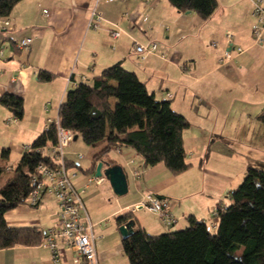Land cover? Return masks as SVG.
Instances as JSON below:
<instances>
[{
  "label": "crops",
  "instance_id": "crops-1",
  "mask_svg": "<svg viewBox=\"0 0 264 264\" xmlns=\"http://www.w3.org/2000/svg\"><path fill=\"white\" fill-rule=\"evenodd\" d=\"M95 2L21 0L8 17L14 25L12 31L3 29L6 18L0 17V52H3L0 55V96L11 92L24 100L21 120L0 103V148L10 149L5 163L11 169L7 172L15 171L24 147L32 145L45 131L46 120L59 117L67 91L84 80L92 81L117 62L136 72L156 99L170 100L172 107L187 118L194 115L193 110L197 114L209 112L220 117L231 115L238 108L240 114L247 117L254 114L260 121L258 117L264 110V41L256 43L252 36L253 0H218L216 11L207 20L194 11L179 12L169 0H102L98 9L107 22L98 30L88 26ZM111 23L122 31L116 40L111 36ZM228 31L234 33V45L244 51L233 52V58L221 64L219 60L227 48ZM26 37L33 39L31 47L20 49L18 42ZM134 39L143 44L158 43V54L140 57L135 52ZM206 42H212V52L206 49ZM213 42L217 46H213ZM40 70L53 73L55 78L41 82ZM212 75V88L201 89L199 84ZM232 91H240L239 99L231 97ZM168 93L173 97L169 98ZM246 95L251 102L245 99ZM198 101L202 106H195ZM110 103L114 106L115 98H111ZM245 103L250 105V113ZM186 105L190 106L189 111L184 109ZM189 128L184 131L183 139L191 167L180 175H173L163 163L146 167L143 157L131 147L112 148L103 156L102 171L108 162L121 165L128 176L129 191L116 195L109 180L102 175L101 183L91 184L84 193V202L95 224L100 264H131L124 251L121 226L117 223L119 215L131 213L134 229L141 226L150 234L171 231L147 209L133 210L150 193L174 202L173 212L179 228L188 226L190 216L210 224L215 221L213 210L232 202L229 195L232 177L209 165L208 145L198 142L200 135L206 137V134L190 132ZM80 137L78 135L66 150L69 173L78 187L86 184L90 177H96L100 161L95 158L108 146L106 140L96 146L84 144L85 155L77 151L81 147L76 142ZM226 149L224 158H228L231 147ZM2 161L0 157V163ZM135 171L140 172V176L135 175ZM224 195L228 202L223 201ZM58 211L57 200L46 198L37 208L27 204L18 206L7 212L6 219L10 225H36L45 231L57 223ZM60 246L65 249L62 240ZM0 264L54 263L51 250L39 243L0 249ZM64 264L85 262L81 258L76 261L72 252L66 251Z\"/></svg>",
  "mask_w": 264,
  "mask_h": 264
},
{
  "label": "trees",
  "instance_id": "trees-1",
  "mask_svg": "<svg viewBox=\"0 0 264 264\" xmlns=\"http://www.w3.org/2000/svg\"><path fill=\"white\" fill-rule=\"evenodd\" d=\"M20 1L0 0V17L8 19ZM169 1L179 12L194 11L204 20L218 7V0ZM54 78L47 70L38 73L41 82ZM111 98H115L114 106ZM0 103L11 109L15 118H23L22 97L6 92L0 96ZM258 118L264 123V110ZM59 120L90 146L108 142L106 149L96 156L98 161L112 148L131 147L143 157L146 167L163 163L173 175L191 167L183 139L191 122L172 107L170 100L156 99L137 73L126 69L121 62L106 67L92 81L84 80L68 90L60 105ZM56 142L53 125L32 147ZM0 157L1 178L7 173L5 162L10 149L3 148ZM41 162L51 163V158L37 151H25L12 177L0 188V249L37 245L42 240L43 230L38 226L10 225L6 219L7 212L26 204L35 187L32 178ZM229 195L232 202L217 207L213 225L190 216L185 228L156 235L138 226L122 241L130 263L264 264V169L250 167ZM131 220L134 219L129 212L117 217L119 226Z\"/></svg>",
  "mask_w": 264,
  "mask_h": 264
},
{
  "label": "built area",
  "instance_id": "built-area-1",
  "mask_svg": "<svg viewBox=\"0 0 264 264\" xmlns=\"http://www.w3.org/2000/svg\"><path fill=\"white\" fill-rule=\"evenodd\" d=\"M102 0H96L95 6L90 14L88 26L92 29H101L107 20L98 9ZM106 2H115L117 0H104ZM44 12H47L46 10ZM252 14L255 23L252 26V36L256 43L264 41V0H253ZM110 28L113 39L121 37L122 31L117 24ZM3 29L12 31L13 23L9 19L3 20ZM234 33H226L227 48L219 62L225 63L233 58V52L242 53L244 49L235 46L233 42ZM33 39L26 37L18 42L20 49H29ZM135 52L142 58L148 54H158L159 46L156 42L143 44L134 39ZM213 46H217L213 42ZM3 52H0V55ZM161 57L165 58L164 54ZM168 97L173 95L168 93ZM55 125L57 132V142L52 145L34 148L32 145H26L25 151H37L49 158L51 163L41 162L36 167V172L32 178L35 186L26 204L37 208L46 198H55L59 205L57 223L45 231L40 244L51 250V256L54 264H64V255L66 251L72 252L75 260L83 259L85 264H100L95 245L94 223L91 220L87 205L84 202V193L91 184L101 183L99 177H90L86 184L78 187L73 182V177L69 173L66 149L75 141L77 135L74 130L64 127L58 118H48L45 123V131H49ZM80 158L83 154H78ZM11 169V168H8ZM135 175L140 176V172L135 171ZM174 202L165 197L150 193L146 199L136 204L133 210L147 209L159 217L161 222L172 227L177 223V218L173 213ZM217 209L213 210L212 217L215 219ZM214 221L212 222L213 225ZM211 225V226H212ZM65 244V249H61L60 241Z\"/></svg>",
  "mask_w": 264,
  "mask_h": 264
},
{
  "label": "rangeland",
  "instance_id": "rangeland-1",
  "mask_svg": "<svg viewBox=\"0 0 264 264\" xmlns=\"http://www.w3.org/2000/svg\"><path fill=\"white\" fill-rule=\"evenodd\" d=\"M211 43L206 42V49L209 52L213 51ZM212 78L213 75L207 76L206 79L199 84V87L205 90L209 89L210 86L212 88ZM246 94L248 93L246 92ZM230 95L231 97L239 99L240 91H232ZM250 97L252 98V96ZM245 99L248 100V95H246ZM248 101L251 102L250 100ZM251 104H254V100H252ZM187 106L188 105L185 107ZM195 106L200 107L202 103L198 101L195 103ZM245 106H247V110L250 113V105L245 103ZM184 109L189 111L190 106ZM193 112L194 115L191 114V116L188 117L192 124L189 131L197 134H202V132H204L206 134V137L200 135L198 142L207 143L208 145L207 160L210 161L209 165L232 177V184L229 189L236 188L240 185L250 167L264 169V123L257 121L254 114L247 117L243 115V113L240 114L238 108L233 114L220 117H216L212 114L209 115V112L206 114H204V112L197 114L194 110ZM203 128H206V130ZM76 142L79 144L78 146H81L77 148V151L86 155V149L83 146L87 144L83 143L81 137ZM226 147H231V151L228 158L225 157V159L223 154L224 151L227 150ZM1 152L2 148H0V156ZM189 156H191V154H189ZM193 156H196L195 153ZM13 174L14 171L12 170L2 175L0 178V188L4 187ZM219 183H217V187H220ZM223 201H229L226 195L223 196ZM179 227L180 224H178L177 220L176 224L168 228L171 231L183 229Z\"/></svg>",
  "mask_w": 264,
  "mask_h": 264
},
{
  "label": "water",
  "instance_id": "water-1",
  "mask_svg": "<svg viewBox=\"0 0 264 264\" xmlns=\"http://www.w3.org/2000/svg\"><path fill=\"white\" fill-rule=\"evenodd\" d=\"M190 12V11H188ZM78 135L75 136V140ZM105 163L100 161L96 167V177H101L104 175L110 182L113 191L116 195L122 196L129 191V181L128 176L124 168L119 164L107 165V167L102 171ZM135 221L131 220L125 225L120 227V231L124 238L128 237L134 230Z\"/></svg>",
  "mask_w": 264,
  "mask_h": 264
}]
</instances>
